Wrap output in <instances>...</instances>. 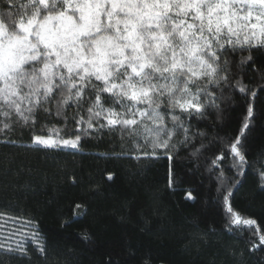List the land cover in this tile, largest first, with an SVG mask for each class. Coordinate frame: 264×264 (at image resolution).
I'll list each match as a JSON object with an SVG mask.
<instances>
[{
	"label": "snow or ice",
	"instance_id": "6c2138e0",
	"mask_svg": "<svg viewBox=\"0 0 264 264\" xmlns=\"http://www.w3.org/2000/svg\"><path fill=\"white\" fill-rule=\"evenodd\" d=\"M255 54L264 55V0H0V143L17 145L8 134L22 130L31 144L21 147L78 151L82 138L107 129L145 157L162 150L170 160L204 135L190 132L191 120L211 109L221 119V105L237 92L247 104L242 129L249 128L256 96L244 81L249 68L264 87ZM242 149L233 138L209 171L225 231L247 232L255 250L264 231L231 204L248 165ZM227 157L233 176L221 163ZM259 176L264 186V171ZM29 243L47 262L37 222L0 212V251L29 258Z\"/></svg>",
	"mask_w": 264,
	"mask_h": 264
},
{
	"label": "trees",
	"instance_id": "16d2710c",
	"mask_svg": "<svg viewBox=\"0 0 264 264\" xmlns=\"http://www.w3.org/2000/svg\"><path fill=\"white\" fill-rule=\"evenodd\" d=\"M255 55V68L264 70V55ZM244 81L256 89L249 128L242 129L247 104L237 92L221 105V119L211 109L191 120L190 132L204 135L179 146L170 160L162 150L141 155L144 149L137 151L127 138L122 145L115 130L82 138L78 151L21 147L31 144L30 133H9L17 145L0 143V212L35 220L48 253L46 262L29 243V258L0 251V264H264V245L253 250L247 232L225 231L209 171L211 160L240 136L248 165L231 204L264 231V87L251 68ZM201 143L205 149L192 156ZM221 163L235 174L228 170L231 157ZM188 191L194 199H186Z\"/></svg>",
	"mask_w": 264,
	"mask_h": 264
},
{
	"label": "rangeland",
	"instance_id": "374dc122",
	"mask_svg": "<svg viewBox=\"0 0 264 264\" xmlns=\"http://www.w3.org/2000/svg\"><path fill=\"white\" fill-rule=\"evenodd\" d=\"M9 227H11V225H9Z\"/></svg>",
	"mask_w": 264,
	"mask_h": 264
}]
</instances>
